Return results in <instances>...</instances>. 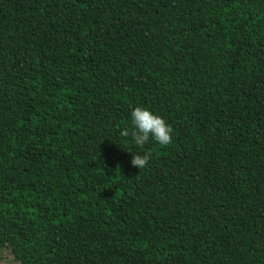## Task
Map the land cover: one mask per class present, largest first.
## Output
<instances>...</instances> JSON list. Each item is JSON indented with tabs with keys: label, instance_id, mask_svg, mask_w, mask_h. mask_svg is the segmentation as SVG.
<instances>
[{
	"label": "trees",
	"instance_id": "obj_1",
	"mask_svg": "<svg viewBox=\"0 0 264 264\" xmlns=\"http://www.w3.org/2000/svg\"><path fill=\"white\" fill-rule=\"evenodd\" d=\"M137 106L169 144L121 136ZM18 213L13 264H264V0H0Z\"/></svg>",
	"mask_w": 264,
	"mask_h": 264
},
{
	"label": "clouds",
	"instance_id": "obj_2",
	"mask_svg": "<svg viewBox=\"0 0 264 264\" xmlns=\"http://www.w3.org/2000/svg\"><path fill=\"white\" fill-rule=\"evenodd\" d=\"M133 130L129 132L128 130H122L121 136L127 137L131 135L134 142L138 146H143L150 138L154 139L156 142L167 145L171 142L172 128L165 120L153 114L147 108L135 107L131 112ZM150 155L145 153L133 154L131 164L132 166L142 169L147 166Z\"/></svg>",
	"mask_w": 264,
	"mask_h": 264
},
{
	"label": "rangeland",
	"instance_id": "obj_3",
	"mask_svg": "<svg viewBox=\"0 0 264 264\" xmlns=\"http://www.w3.org/2000/svg\"><path fill=\"white\" fill-rule=\"evenodd\" d=\"M13 219H18L22 223H27L28 218L22 214H3L0 216V232L6 228ZM0 264H13L9 254L8 244L3 240L0 235Z\"/></svg>",
	"mask_w": 264,
	"mask_h": 264
}]
</instances>
